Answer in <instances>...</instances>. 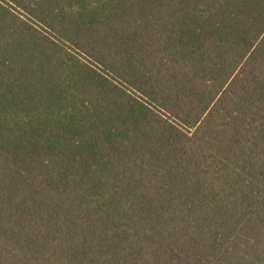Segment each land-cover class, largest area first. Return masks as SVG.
Listing matches in <instances>:
<instances>
[{"label":"trees","instance_id":"obj_1","mask_svg":"<svg viewBox=\"0 0 264 264\" xmlns=\"http://www.w3.org/2000/svg\"><path fill=\"white\" fill-rule=\"evenodd\" d=\"M0 264H264V0H0Z\"/></svg>","mask_w":264,"mask_h":264}]
</instances>
